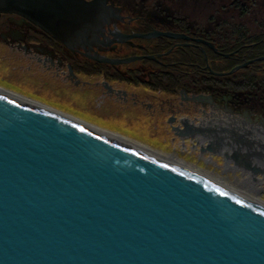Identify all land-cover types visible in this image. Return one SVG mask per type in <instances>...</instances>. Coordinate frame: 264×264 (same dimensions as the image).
I'll list each match as a JSON object with an SVG mask.
<instances>
[{"label":"water","instance_id":"95a60500","mask_svg":"<svg viewBox=\"0 0 264 264\" xmlns=\"http://www.w3.org/2000/svg\"><path fill=\"white\" fill-rule=\"evenodd\" d=\"M114 6L0 0V16L17 12L71 42L117 20ZM136 18L118 23L122 40L157 46L167 36L188 37L141 33L146 17L136 12ZM140 53L129 49L128 58L98 59L124 62L128 71ZM0 264H264V198L0 86Z\"/></svg>","mask_w":264,"mask_h":264},{"label":"rangeland","instance_id":"374dc122","mask_svg":"<svg viewBox=\"0 0 264 264\" xmlns=\"http://www.w3.org/2000/svg\"><path fill=\"white\" fill-rule=\"evenodd\" d=\"M129 1L137 13L146 17V23L140 27L146 31L141 33L165 31L188 34V37L167 36V39L156 42L157 46L144 45L142 53L155 57L156 52L164 54L163 60L168 65H162L154 58L145 61L144 66L150 69L144 70L148 71L149 80H135L131 86L125 81L110 80L113 85L125 90V93L121 90L119 94L122 97L117 93L104 94L102 87L95 90L89 83L73 85L72 80L58 69L40 66L32 58L33 54L28 56L23 48L11 46L3 40H0V81L49 104L63 101L70 105L68 108L71 110L79 111L114 130L145 139L164 150L173 149L168 145L170 135L178 136L176 132L168 133V122L173 117L179 118L182 112H192L196 107L213 108L234 116L228 122L222 121L227 126L216 128L224 134H228L227 129H232L231 136L244 145L253 140L251 131L260 130L259 136L264 137V0ZM193 26L197 30H205L204 37L196 38L204 49L187 45L192 44L189 42L193 39L189 36V28ZM151 38L141 36L142 40ZM170 71L181 76L194 73L195 78H192H202L203 82L200 80L190 86L182 83L171 89L156 87L160 85L157 82ZM219 71L226 73L219 74ZM133 74L140 75L139 71ZM186 79L189 81V77ZM86 80L83 79L84 82ZM187 95L192 98L185 99ZM194 97L198 103L193 101ZM194 113L198 117L202 115ZM180 148V157L188 161L193 159L191 153L189 158L185 153L187 151L182 150L185 148ZM192 153L196 158L198 153ZM206 164L203 162L201 166L208 168ZM216 167L208 169L216 170L221 176L229 175ZM229 173L231 181L235 177L239 179V173Z\"/></svg>","mask_w":264,"mask_h":264},{"label":"flooded vegetation","instance_id":"af4514ba","mask_svg":"<svg viewBox=\"0 0 264 264\" xmlns=\"http://www.w3.org/2000/svg\"><path fill=\"white\" fill-rule=\"evenodd\" d=\"M105 2L108 5H116L117 8L114 7L118 10L119 14H117V16L113 15L117 20L110 18L104 21L100 27H95V29L92 30L93 36L84 40L78 39L77 41L73 40L71 42L61 41L53 32L48 31L40 23H37L28 17L26 18L17 12H5L1 14L0 40L9 43L11 46L16 45L19 49L23 48V52L28 54V56L30 53L33 54L31 56L32 58H35L37 64L50 69H58L72 80L74 84L86 85V83H89L94 86L93 88L95 90H97L99 86L102 87L104 94H120L124 89H119L113 85L110 80H113L114 82L125 81V83H128L127 85L130 86L135 84L133 83L135 80L138 82L149 80V70L144 66V63L145 61H150V58H147V53L141 52L139 56L142 57L137 59L138 62L133 60V62L128 64L130 65L127 67L129 73H127V70L123 69L124 62L114 64L98 59L101 57L115 59L128 58L127 53L129 52V49L140 51V49H143L144 45H146V43L142 41L131 40L130 38L122 40V38L117 35L118 23L120 24V21H126L127 17L134 20L137 19L138 22L140 21V18H136V8L132 6V2L129 0L124 1L123 3L121 0H102V3ZM132 14H134V16ZM192 29H195L194 26ZM192 29L189 28L191 34L189 36L193 38L189 42L192 44L187 45L202 48V44H199L196 38L201 39L204 37V35H206L205 30L201 31ZM120 30L126 34L135 33L133 32L134 29L124 30L121 28ZM141 31L146 30L142 29ZM18 43L20 45H18ZM183 44H185V41ZM156 53L157 57L154 56V59L162 65H168L163 60L165 58L164 54L161 55L159 52ZM129 56L132 55L129 54ZM143 69H147L148 71H144ZM132 71L136 73L139 71V77L135 74L131 75L130 73H132ZM78 77L81 79H77ZM121 77H127V79L125 80ZM84 78H87L88 81L86 80L84 82ZM139 85L146 87L143 83H139ZM123 92L125 93V90Z\"/></svg>","mask_w":264,"mask_h":264},{"label":"bare ground","instance_id":"6f19581e","mask_svg":"<svg viewBox=\"0 0 264 264\" xmlns=\"http://www.w3.org/2000/svg\"><path fill=\"white\" fill-rule=\"evenodd\" d=\"M224 73L226 72L219 71V74H224ZM77 79H81V78L78 77ZM71 83L75 85L73 82ZM0 86L7 89L9 88L18 93L20 92L23 93L20 90H15L14 88L10 87V85L6 86L5 83H3L2 81H0ZM184 98L191 99L192 97L190 95H187ZM56 101H53L54 103L51 105L56 106L62 110H67L73 113L74 115H78L86 120H91L94 123L98 125L100 124L108 129H112L107 127L104 123L98 122L88 116L86 117L83 113H80L79 111L71 110L70 108H68L70 106L69 104L64 103L63 101L61 102L60 101L56 102ZM193 101L198 103L195 97ZM194 112L200 113L202 115L198 117ZM180 114L181 115L179 118L173 117L168 122L169 123L168 133L173 134V132H176L178 135L176 137L170 135L171 138L170 140H168L169 147H172L173 149L167 148L164 150L158 145L151 144L149 143V141L145 139L144 140L140 139L134 135L132 136L128 132L122 130L121 131L115 130V131L120 134H124L132 139L134 138L142 143H146L155 149L157 148L165 153H169L170 155L179 158L183 161H186L188 163H191L199 167L200 169L202 168L206 171H209L210 173H214L219 177L232 182L233 184H237L246 191L247 190L251 191L255 195L257 196L259 195L260 197L264 198V151H263L264 137L259 136L261 134L260 133L261 131L260 130H255L254 132L251 131L250 132L251 135L253 134L254 136L256 135L255 137L254 136L252 137L253 138L252 141H249V144L253 143V145L252 146H250L249 144L244 145L243 143L238 142L237 141L238 139L236 140L234 136H231L233 132L232 129L230 130L227 129L228 134H224L222 130H217L216 127L227 126L222 124V121L228 122L229 120L234 118V116H230L229 114L228 116L227 114H225L224 111L219 112L217 109H213V108L205 109L202 107L198 109L196 107L195 110H193L192 112L188 111V112H182ZM257 132L258 134H256ZM187 146L188 147L190 146L189 151ZM259 146L261 147V149L259 148ZM180 147L185 148L182 150H186L187 152L185 153L188 156L191 153L190 156L193 159L188 161L180 157L178 152L180 151L179 149H181ZM192 152L198 153L196 158L193 156ZM217 156L220 157L218 158ZM219 161H221V163ZM203 162L208 163L206 164L208 168L212 166L215 167L218 166L220 170H223V172L225 171V173H228L229 175L225 174L224 176H221L220 174L217 173L216 170L214 171V170H209L208 168H204L201 166V163ZM229 172L239 173L238 175L239 179L236 180L237 177L233 176L235 177V179L231 181L232 177L230 176Z\"/></svg>","mask_w":264,"mask_h":264},{"label":"trees","instance_id":"16d2710c","mask_svg":"<svg viewBox=\"0 0 264 264\" xmlns=\"http://www.w3.org/2000/svg\"><path fill=\"white\" fill-rule=\"evenodd\" d=\"M217 35V34H216ZM218 36V35H217ZM213 37H215V36H213ZM220 37V36H219ZM222 38V37H221ZM196 75V74H195ZM194 73L193 74H191V75H183V76H181V75H179V74H177V76H176V74H173V72H169V74L167 73V76H163L162 77V80L161 81H159V82H157V83H159L160 85H155L156 87H159V88H167V89H171V88H174L176 85H180V84H184V85H186V84H193L194 85V82L195 83H197V81H200V82H203V79L201 78L200 80L199 79H193V78H195L194 76ZM186 77H189V81H187V79H186ZM193 77V78H192ZM186 79V80H185ZM204 81H207V80H204ZM190 86V85H189ZM194 87V86H193Z\"/></svg>","mask_w":264,"mask_h":264}]
</instances>
